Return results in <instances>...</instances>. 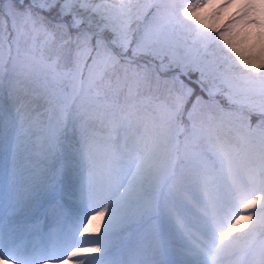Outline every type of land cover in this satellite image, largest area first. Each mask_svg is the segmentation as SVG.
<instances>
[{"label": "snow or ice", "instance_id": "6c2138e0", "mask_svg": "<svg viewBox=\"0 0 264 264\" xmlns=\"http://www.w3.org/2000/svg\"><path fill=\"white\" fill-rule=\"evenodd\" d=\"M212 7L0 0V264H114L107 235L146 222L132 264H264V0L223 28ZM21 151L36 162L19 168ZM5 201L10 220L72 225L28 253ZM105 217L104 238H80Z\"/></svg>", "mask_w": 264, "mask_h": 264}, {"label": "bare ground", "instance_id": "6f19581e", "mask_svg": "<svg viewBox=\"0 0 264 264\" xmlns=\"http://www.w3.org/2000/svg\"><path fill=\"white\" fill-rule=\"evenodd\" d=\"M213 7L207 9L204 14V20L206 23L215 24L219 28H223L227 21L237 18L239 14L244 10L243 5L249 2V0H211ZM214 15V18H213ZM224 19L225 21H223ZM260 28L258 26H252L240 23L238 21L234 32L237 34L238 40L244 39L242 46L248 47L253 41L256 43V48L259 50V33ZM21 154V152H20ZM23 158V157H22ZM23 158L20 162L17 160V166L21 169L25 168L28 163H24ZM80 193H76V199L78 200ZM78 206V205H77ZM94 215V213H90ZM107 217L99 221V231L90 232L81 236V239H98L105 237V224ZM87 223V221H85ZM96 222H94L95 224ZM3 224L5 228L13 229L14 239L22 246L23 250L31 253L33 249L38 250L41 247L52 244L50 234L56 232L60 228H67L72 225L71 218L60 221L56 217H53L50 213H46L41 210L35 215L32 214H20L19 216L9 219L7 214V207L5 201V210L3 213ZM137 224L118 226L114 233L107 235L106 243L108 245L109 255L108 259L114 261L115 258L125 253L126 249L131 245L133 238L138 235ZM53 230V231H52ZM81 232L83 229L81 228ZM79 236V233H77ZM177 244L183 243L182 241H176ZM83 247H92V244H83ZM99 255V254H93ZM128 262H125L126 264ZM132 264V262H131Z\"/></svg>", "mask_w": 264, "mask_h": 264}, {"label": "rangeland", "instance_id": "374dc122", "mask_svg": "<svg viewBox=\"0 0 264 264\" xmlns=\"http://www.w3.org/2000/svg\"><path fill=\"white\" fill-rule=\"evenodd\" d=\"M223 21H225L224 19H222ZM227 24L229 23V21L226 22ZM241 43L243 45L244 43V39H241ZM129 55H131V53L129 52ZM143 62V61H140ZM193 79H195V77H193ZM62 87L64 88V90L66 92H71L72 91V86L70 81L65 80L64 83L62 84ZM197 92H199V90L197 89ZM205 99H207V96L205 95L204 97ZM221 103L225 104L226 106V102L221 100ZM190 106V105H189ZM255 117H253V122H255ZM23 148V146H22ZM26 153L24 151H21V154H19L17 160L20 162L23 158L27 159L24 160V163H35L36 162V158L33 156L30 159L26 158ZM23 157V158H22ZM152 222H146L143 224H137V228L138 229V235L135 236L133 238V241L131 243V245H129V247L126 249L125 253H123L121 256H118L115 261L114 264H124L125 262L129 261L126 264H131V262L134 259L135 254L146 244L150 243L151 240V236H152ZM179 239V238H178ZM178 239L176 241H178ZM179 241H182L184 243V240L179 239ZM47 263L46 261H41V264H45Z\"/></svg>", "mask_w": 264, "mask_h": 264}]
</instances>
